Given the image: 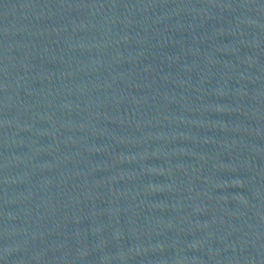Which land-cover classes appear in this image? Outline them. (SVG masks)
<instances>
[{
  "label": "water",
  "instance_id": "obj_1",
  "mask_svg": "<svg viewBox=\"0 0 264 264\" xmlns=\"http://www.w3.org/2000/svg\"><path fill=\"white\" fill-rule=\"evenodd\" d=\"M0 264H264V0H0Z\"/></svg>",
  "mask_w": 264,
  "mask_h": 264
}]
</instances>
